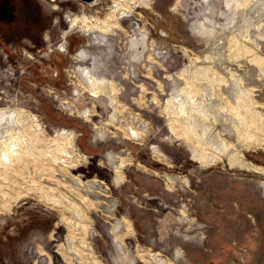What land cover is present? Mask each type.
I'll return each mask as SVG.
<instances>
[{
	"label": "rangeland",
	"instance_id": "1",
	"mask_svg": "<svg viewBox=\"0 0 264 264\" xmlns=\"http://www.w3.org/2000/svg\"><path fill=\"white\" fill-rule=\"evenodd\" d=\"M244 6L0 0V148L43 138L0 163V264H264V0Z\"/></svg>",
	"mask_w": 264,
	"mask_h": 264
},
{
	"label": "bare ground",
	"instance_id": "2",
	"mask_svg": "<svg viewBox=\"0 0 264 264\" xmlns=\"http://www.w3.org/2000/svg\"><path fill=\"white\" fill-rule=\"evenodd\" d=\"M123 1V0H122ZM250 2V0H237V6L238 7H242V6H246L248 3ZM244 6V7H245ZM109 23L107 22V21H97V23H95V24H91V25H87L86 27V29L88 30V31H90L91 29H94V28H99L100 30H103V31H105V30H108L109 29ZM233 41V40H232ZM236 47V46H235ZM238 47V46H237ZM243 51V50H242ZM91 79H90V82H91V92H92V94H94V96H98V94H107L108 93V91L110 90V88H108V86L109 87H111V89L114 91V84H112V83H110L111 85H107V83L105 82V81H98L97 79H95L94 77H90ZM210 82V81H209ZM171 104V103H170ZM169 104V105H170ZM173 104V103H172ZM171 106V105H170ZM169 106V107H170ZM182 106V105H181ZM10 112V111H9ZM22 112V111H21ZM188 112V111H187ZM12 114V113H11ZM13 114H16V115H14L15 117H16V120H19L20 118H19V116L20 115H18L17 113H16V111L15 112H13ZM12 114V115H13ZM9 116H11V115H9ZM12 117V116H11ZM10 117V118H11ZM22 117H23V115H22ZM21 117V118H22ZM242 117V116H241ZM12 119V118H11ZM13 119H14V117H13ZM19 122V121H18ZM249 124V123H248ZM184 126V125H183ZM246 130V129H245ZM23 132V131H22ZM188 133V132H187ZM190 133V132H189ZM31 134V133H30ZM185 134H186V131H185ZM36 135V134H35ZM189 135V134H188ZM191 135V134H190ZM17 136V135H16ZM9 138H10V136H9ZM11 138H12V136H11ZM23 139V138H22ZM71 139V138H70ZM8 140V139H7ZM6 140V141H7ZM42 140H43V138H42V136H40V135H38V136H33V135H29V134H27V133H24V139H23V142H22V140H17L16 142H14V139H13V144L11 143V144H9V145H6L5 146V148H3L2 146H1V148H0V163H5V161L8 159L10 162L14 159V154L16 155H18L19 156V154H21V151H24V150H21V144H26L27 145V147H28V149H30L31 147H36V145L38 144V143H42ZM67 140H69V136L66 134V131H63V132H61V133H59L58 134V136L55 138V142L57 143V145H58V147H57V151L56 152H58V154L59 153H62V154H67V152H68V149H66L67 148V146L66 145H64V143H66L67 142ZM7 142H9V141H7ZM6 142V143H7ZM22 142V143H21ZM53 143V142H52ZM70 143H72V139L70 140ZM68 144V143H67ZM25 146V145H24ZM23 146V147H24ZM48 146H49V144H48ZM62 146V147H61ZM66 146V147H65ZM45 147V146H44ZM26 148V147H25ZM44 150H47V151H49V149L48 148H46V149H44ZM43 150V148H42V151L43 152H47V151H44ZM56 150V149H55ZM28 152V151H27ZM51 152V151H50ZM204 152H207V151H204ZM23 153V152H22ZM39 153V152H38ZM44 153V154H45ZM48 153V152H47ZM209 153V152H208ZM69 154V153H68ZM236 154V153H235ZM48 155H49V153H48ZM231 155H233V154H231ZM240 154H236V155H233V156H231L229 159H230V163L232 164V165H235V164H239V165H241L242 167L241 168H243V166H245V168L246 167H252V166H250V164H248L246 161H242V159H241V155L239 156ZM51 156L53 157V159L55 160V161H62V157H60V156H58L57 154H55V152L53 153V152H51ZM66 156V155H65ZM196 157H197V159H199L202 163H206V162H209V161H214V159H211V157H210V155L209 154H202L201 156L200 155H195ZM20 157V156H19ZM73 158V157H72ZM220 158V157H219ZM65 161V160H64ZM66 162V161H65ZM64 164V163H63ZM72 163H70V166H73V165H71ZM76 165V164H75ZM67 166H69V165H67ZM244 168V169H245ZM253 168V167H252ZM255 168V167H254ZM247 170H249V169H247ZM252 170V169H251ZM260 172V171H259ZM117 178L118 179H120V175H118L117 176ZM55 200V199H54ZM57 201V200H56Z\"/></svg>",
	"mask_w": 264,
	"mask_h": 264
},
{
	"label": "flooded vegetation",
	"instance_id": "3",
	"mask_svg": "<svg viewBox=\"0 0 264 264\" xmlns=\"http://www.w3.org/2000/svg\"><path fill=\"white\" fill-rule=\"evenodd\" d=\"M125 0H123L122 2H124ZM120 5L118 6V7H121V8H123V6H122V4L123 3H119ZM125 8V7H124ZM85 22H86V18L84 17V20H83V26H87V25H85ZM78 23H80V18H77L75 21H74V24H78ZM96 23H97V21H96ZM109 23V22H108ZM110 25H109V28L111 27V23H109ZM82 27V26H81ZM84 30H87L86 28H83ZM91 30H99V31H103V30H100L99 28H94V29H91ZM71 31V30H70ZM88 31V30H87ZM59 50H66L65 49V47H64V45H62V47L61 48H59ZM90 77H94L95 79H97L98 81H99V79L94 75V74H92ZM90 79L91 78H89V81H90ZM92 85V84H91ZM0 111H2V110H0ZM6 113H9L8 111H6ZM9 115V114H8Z\"/></svg>",
	"mask_w": 264,
	"mask_h": 264
},
{
	"label": "water",
	"instance_id": "4",
	"mask_svg": "<svg viewBox=\"0 0 264 264\" xmlns=\"http://www.w3.org/2000/svg\"><path fill=\"white\" fill-rule=\"evenodd\" d=\"M81 1L87 4H93L96 0H81Z\"/></svg>",
	"mask_w": 264,
	"mask_h": 264
},
{
	"label": "crops",
	"instance_id": "5",
	"mask_svg": "<svg viewBox=\"0 0 264 264\" xmlns=\"http://www.w3.org/2000/svg\"><path fill=\"white\" fill-rule=\"evenodd\" d=\"M100 81H102V79Z\"/></svg>",
	"mask_w": 264,
	"mask_h": 264
}]
</instances>
